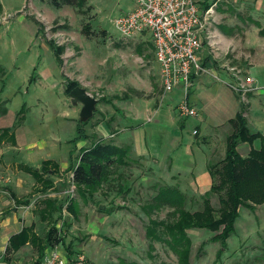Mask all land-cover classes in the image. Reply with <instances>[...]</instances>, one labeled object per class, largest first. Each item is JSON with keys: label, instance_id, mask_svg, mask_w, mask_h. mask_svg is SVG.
I'll return each mask as SVG.
<instances>
[{"label": "rangeland", "instance_id": "374dc122", "mask_svg": "<svg viewBox=\"0 0 264 264\" xmlns=\"http://www.w3.org/2000/svg\"><path fill=\"white\" fill-rule=\"evenodd\" d=\"M254 2L256 0L220 2L215 9L223 14L215 15L213 29L220 25L218 29L226 33L229 25L245 22L249 13L244 10L246 4ZM134 3V0H87L85 12L72 6H69L67 13L65 10L58 12L61 17L67 18L62 26L42 25L37 21L32 26L30 22L27 26L19 23L13 25V22L11 29L6 24L0 26V56L9 66L5 73V80L9 84L7 95L10 100H14L9 107L14 112H23V115L28 111L26 124L27 130H30L29 134L24 133L21 146L4 149V154L0 156V175L6 178V182L0 186V239L5 240L10 234L16 233L19 227L33 224L35 232L44 237L50 229L51 219H42L41 211L46 209L43 201L51 199L58 200L63 205V219L59 225L62 227L66 246L61 244L60 248L66 249L69 245L75 253H84L95 264H181L178 256L165 243L151 242L146 235L150 219H171L173 211L170 207H161L147 215L144 211L146 205L162 187H178L176 180L169 179L167 173L156 163L137 159L128 166L119 167L112 176L114 181L105 183L94 197H88V201L73 188L71 172L67 170L59 169L60 173L51 177L55 186L43 192V186L37 185L36 179L25 170V165L41 167L43 160L48 158L60 168L63 163H67L69 168L78 162L81 149L95 140L91 127L99 120H92L90 127L88 124L85 126V132L89 136L85 141L87 143L75 141L82 106L73 105L66 93L70 74L68 63L82 54L76 66L71 68L85 72L84 77L76 75L75 78L80 84L87 86L97 99L113 92L107 82H114L116 89L120 90L123 84L118 81L124 80L123 76L130 77L133 73L136 75L138 70L143 71L142 59L147 61L149 58L146 56H151L154 51L150 35L126 41L115 24L117 18L132 11ZM51 6L54 7L52 4L47 6L49 10L52 9ZM88 25L90 31L87 34L85 32ZM238 28L239 26L236 29ZM50 41L66 48L64 67L63 62L61 66L58 63L49 46ZM217 56L216 53L215 57ZM154 65L157 69L156 78L162 81L157 72L160 67L157 63ZM105 78H108L106 82ZM213 86L227 87L220 81H215ZM251 98V94L246 95L248 101ZM101 107L102 104H98L97 108ZM256 115L260 119L262 114L256 112ZM197 118L191 117L192 120ZM253 126L252 130L258 131L255 129L257 121L253 122ZM217 137L214 139L215 145H210V161L213 162H219L225 157L224 135L219 133ZM28 142L36 144V162L32 161ZM42 142L47 144V149L39 150ZM258 145L256 142L255 147ZM238 151L247 156L250 146L243 144ZM121 185H125V189L118 194ZM187 197L189 210L195 211L203 206L200 198ZM70 198L76 204V214L68 209L72 202ZM211 199L218 209V197L214 195ZM101 205L105 211L100 210ZM59 215L54 216L56 218ZM214 235L207 229L190 232L192 252L188 264H264V204L257 206L255 211L241 208L235 232L226 240V247L220 242H214ZM39 260L40 254L31 244L23 247L20 252L5 253L0 264H35Z\"/></svg>", "mask_w": 264, "mask_h": 264}, {"label": "crops", "instance_id": "0c3cea01", "mask_svg": "<svg viewBox=\"0 0 264 264\" xmlns=\"http://www.w3.org/2000/svg\"><path fill=\"white\" fill-rule=\"evenodd\" d=\"M47 1L0 0V26L6 24L11 29L13 22V25L19 23L25 26L30 22L32 26L35 21L42 25L53 24L55 26L57 24L62 26V23L67 22V18L61 17L58 12L65 10L67 13L69 6L65 5L59 9L51 6L52 9L49 10L47 6L50 4ZM246 5L244 10L249 13L245 22L229 25L226 33L218 29L220 25L214 30V41L217 42L214 47L215 55L217 53L218 56L211 55L212 48L205 42L200 57L213 73L219 74L223 79L234 81V77L229 75L225 69L226 66L238 67L242 70L244 77H252L251 86L255 90L248 93L252 96L249 101L247 99L243 101L241 96L227 85L224 88H215L213 78L202 75L195 78L187 97L189 103L198 109L199 116L193 120L191 117H181L178 105L186 97L184 90L177 87L169 94H164L162 81H158L155 75L157 69L154 64L157 62H155L153 51L151 56L149 54L146 56L149 58L147 61L138 57L142 59V62L144 61L141 64L143 71L138 70L136 75L133 73L130 77L123 76L124 80L118 81L123 84L120 90L116 89L114 82H107L113 92L98 99V104H102V107H96L97 114L94 113L91 121H99L96 124L91 121L88 123V127L93 124L91 127L93 136L96 134L101 138L113 140L117 145L130 146L133 158L147 159L156 163L160 169L167 173L169 179L176 180L179 189L186 196L202 199L212 185V178L208 170L210 145H215L214 139L218 138L219 133H223L226 141V137L230 134L229 121L243 108L249 126L252 127L253 122L257 121L255 129L258 131L256 132H261L264 135V0H256L253 4ZM221 14L223 12L218 13L215 9L216 16ZM13 19L14 21H12ZM237 26H239L238 29H236ZM37 37L40 38L39 33ZM65 50L61 54L62 61ZM81 56L82 54L78 55L76 60L71 61L68 65L66 63L71 74L68 75V79L78 82L80 87L85 88L93 96L89 88L80 84L81 82L75 78L76 75L84 77L83 73L85 72L83 70L82 72L75 71L71 68L76 66ZM58 63L61 66L59 61ZM0 66L4 71L0 72V131L15 127L13 129L15 142L13 143L11 132L0 142L1 156L4 154V149L21 146L24 133L29 134L30 130H27L26 124L28 111L23 115V112H14L9 107L14 102L7 95L9 84L5 80V73L9 70V66L3 62L1 56ZM64 66L63 61L62 67ZM157 72L161 76L160 71ZM107 79L105 78V82ZM20 94L23 95L21 91ZM243 104L246 107H243ZM256 112L262 114L259 116L260 119ZM17 119H20V124L15 126ZM195 131H197L196 134H194ZM86 134H88L87 131ZM30 143L28 142V149L32 161L36 162L38 157V152L35 151L36 144ZM85 143L87 142L84 141ZM40 149H47V144L42 142V147L39 146ZM44 161L52 160L48 158ZM25 166L32 168L29 165ZM67 167L68 164L63 163L60 169L65 171L68 169ZM21 230L22 228L19 227L16 233L10 234L5 240L1 238L0 247L6 248L10 237ZM1 243L5 247H2Z\"/></svg>", "mask_w": 264, "mask_h": 264}, {"label": "trees", "instance_id": "16d2710c", "mask_svg": "<svg viewBox=\"0 0 264 264\" xmlns=\"http://www.w3.org/2000/svg\"><path fill=\"white\" fill-rule=\"evenodd\" d=\"M48 1L58 8L67 5L76 7L82 12H85L84 6L87 3V0ZM208 6L207 4L206 7ZM87 28L85 33L88 34L90 25ZM49 46L57 60L62 63L61 54L65 48L56 46L53 41H50ZM0 72H4L1 66ZM77 86H79L78 82L67 79V95L70 96V92ZM91 119L87 122L79 120L78 137L75 141H87L89 136L84 128ZM18 124L20 119H17L15 126ZM229 124L232 131L226 137L225 157L219 162L209 161L208 163L212 185L201 199L203 206L195 211L189 210L186 194L179 187L167 186L162 187L144 209L147 215H151L153 211L161 207H170L173 210L171 219H150L146 235L151 242L165 243L178 256L181 264L189 263L192 252L191 230L207 229L215 233L212 237L214 242H220L223 247H226V240L235 232V224L240 216L241 208L255 211L257 206L264 204V135L251 129L243 108L229 121ZM13 129L0 131V142L11 132L14 143ZM94 139L91 145L81 149L78 162L67 169V172H71L73 176V186L86 201L88 197L92 198L96 192L101 191L105 183L114 181L112 176L116 174L119 167L128 166L137 161L131 154L130 146H120L111 139L106 140L99 136H94ZM256 142L259 143L258 147H255ZM243 144L250 146L247 156L241 155L238 151L239 146ZM59 169V165L53 161H44L40 168L25 166V170L36 179L37 185L43 186L42 192L55 186L51 177L58 175ZM124 189L125 185L124 187L121 185L118 194ZM214 195L218 197V209L212 204L211 198ZM70 200L72 202L68 205V209L72 214H76V204L72 198ZM43 203L46 204V209L41 211V216L42 219L47 217L51 219L50 229L44 237H40L35 232L34 224L23 227L19 233L10 237L6 248L7 254L17 253L26 245L32 244L40 254V260L35 263L37 264L45 258L48 250L61 244L66 246L62 227L59 225L60 220L63 219L62 203L51 199L44 200ZM55 214L60 215L55 218ZM62 225L64 226L65 222ZM64 250L70 257L77 254L69 245Z\"/></svg>", "mask_w": 264, "mask_h": 264}, {"label": "built area", "instance_id": "2783aa9c", "mask_svg": "<svg viewBox=\"0 0 264 264\" xmlns=\"http://www.w3.org/2000/svg\"><path fill=\"white\" fill-rule=\"evenodd\" d=\"M134 1L132 11L116 19V28L126 41L150 35L155 60L160 67L164 94H169L180 87L186 95L178 105L181 117L199 116L198 109L187 99L196 77L205 75L223 82L238 93L243 101L248 93L255 90L251 86L253 78L244 77L240 68L226 66L225 69L234 77V81L226 80L213 73L201 60L200 53L205 42L212 48L211 55L216 56L214 47L217 42L214 41L213 29L215 8L225 0H213L212 3L207 0ZM196 133L197 131L194 132ZM5 182L6 178L0 175V186ZM5 253L6 248L0 247V262ZM37 264H94V262L84 253L70 257L66 250L57 246L48 250L45 258Z\"/></svg>", "mask_w": 264, "mask_h": 264}, {"label": "water", "instance_id": "95a60500", "mask_svg": "<svg viewBox=\"0 0 264 264\" xmlns=\"http://www.w3.org/2000/svg\"><path fill=\"white\" fill-rule=\"evenodd\" d=\"M70 98L73 105L82 106L80 114L81 122H87L94 116L99 100L93 97L85 88L80 86L75 87L70 92ZM100 208H102V206H100Z\"/></svg>", "mask_w": 264, "mask_h": 264}]
</instances>
